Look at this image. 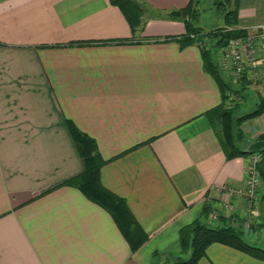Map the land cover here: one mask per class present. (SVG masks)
Here are the masks:
<instances>
[{"label": "crops", "instance_id": "crops-1", "mask_svg": "<svg viewBox=\"0 0 264 264\" xmlns=\"http://www.w3.org/2000/svg\"><path fill=\"white\" fill-rule=\"evenodd\" d=\"M144 1L156 12L190 2ZM263 23L264 0H238L240 28ZM184 33L183 21L156 18L133 33L110 0H0V264L188 258L183 227L215 224L214 214L213 227L249 217L246 197L232 190L244 187L250 155L227 159L206 115L233 106L206 72L199 42L161 40ZM233 87L238 110L255 105L242 116L264 97L246 80ZM68 121L96 140L108 160L103 185L127 201L148 234L137 251L108 211L64 185L85 168ZM242 129L260 140L264 113ZM257 216L264 225V198ZM200 264L264 260L214 243Z\"/></svg>", "mask_w": 264, "mask_h": 264}, {"label": "trees", "instance_id": "trees-1", "mask_svg": "<svg viewBox=\"0 0 264 264\" xmlns=\"http://www.w3.org/2000/svg\"><path fill=\"white\" fill-rule=\"evenodd\" d=\"M110 1L123 12L133 33L143 31L147 20L150 18L183 21L186 26V33L165 37L161 40L175 41L183 47L199 42L204 68L218 83L223 93L224 102L227 101L228 96L226 93L234 90L232 81L226 79L219 68L217 60L214 58L212 50L202 44L201 41L205 35H208L214 40V47L218 52L217 50L225 46L230 39L247 34L244 28L238 26V0H216L217 5L224 6L223 19L225 26L213 29L207 34L194 24L199 15L197 7L200 2L198 0H190L186 7L169 12H156L144 0ZM235 109L236 107H227L223 103L206 112L227 159L251 155L247 148L252 141L245 135L242 124L244 121L264 113V98L255 111L246 115H238ZM68 126L85 168L80 175L68 180L64 185L77 188L87 199L108 211L128 241L132 251H137L148 240L149 236L135 218L127 201L103 185L101 169L108 160L103 158L93 137L80 130L72 121H68ZM260 140H264V134L260 137ZM258 152L263 155L258 168L264 184V149ZM262 198H264V189ZM205 212H208V208L205 209ZM180 240L181 253L189 254V256L187 259L175 264H200V260L206 255V250L214 243L238 249L257 259L264 260V248L247 242L242 233L233 226L212 227L202 220H196L181 229ZM154 257L157 261L161 258L160 254L157 253ZM157 261H155V264H160ZM169 261L170 258L166 257L164 263Z\"/></svg>", "mask_w": 264, "mask_h": 264}, {"label": "built area", "instance_id": "built-area-1", "mask_svg": "<svg viewBox=\"0 0 264 264\" xmlns=\"http://www.w3.org/2000/svg\"><path fill=\"white\" fill-rule=\"evenodd\" d=\"M245 30L246 35L230 39L219 49L217 63L222 72L234 80H246L264 91V23ZM261 160L259 152L250 155L244 187L232 190L246 197L249 208L256 204L262 184L258 168Z\"/></svg>", "mask_w": 264, "mask_h": 264}, {"label": "rangeland", "instance_id": "rangeland-1", "mask_svg": "<svg viewBox=\"0 0 264 264\" xmlns=\"http://www.w3.org/2000/svg\"><path fill=\"white\" fill-rule=\"evenodd\" d=\"M200 4L197 7V12H198V19L195 21V26H197L198 28L202 29L204 31L205 34H207L208 32H210L213 29L216 28H220V27H224L225 26V22H224V6L222 5H217L216 4V0H199ZM223 1V0H220ZM234 4V3H233ZM234 6V5H233ZM208 37V43H206L207 48H210L214 54V58L217 60L218 58V52H216L215 47H214V42L211 41V38L208 35H205L204 38ZM210 38V39H209ZM207 41V40H206ZM219 51V50H217ZM222 71V70H221ZM226 79L231 80L233 85H237V82L240 80H234L233 78H231L230 76L226 75L224 73ZM234 88V87H233ZM236 88V89H235ZM233 91H228L226 94L228 96L227 102L229 104H231L233 107H235L234 102H236V99L233 98L234 92L237 91V87H235ZM264 98V97H262ZM261 98V100H262ZM261 102V101H260ZM230 106V105H229ZM248 110L251 111L253 109H255V105L253 104L252 100H248V102H246L245 105H243L241 107V109H237V114L238 115H242L241 114V110ZM263 189H264V184L262 182L261 187L259 188V195H258V199L256 200V204H254L253 208H249L248 211L249 213V217L248 218H244V219H233V224H235L233 227L237 228L243 235V237H245V235H252V236H256V238H260L261 239V243L259 244L261 247L264 248V225L257 220L258 216L257 213L259 214V209L261 206V202H262V196H263ZM219 214H214V217H212V221L218 225V218ZM209 226H215V224L208 222ZM250 243V242H249ZM251 244H254L251 242ZM187 258H185L184 256L182 257H174L173 259H170L169 262L164 263L163 261H160V264H175V263H179L183 260H185ZM166 261V259H165Z\"/></svg>", "mask_w": 264, "mask_h": 264}, {"label": "water", "instance_id": "water-1", "mask_svg": "<svg viewBox=\"0 0 264 264\" xmlns=\"http://www.w3.org/2000/svg\"><path fill=\"white\" fill-rule=\"evenodd\" d=\"M262 149H264V140H257L248 146L247 151L252 154Z\"/></svg>", "mask_w": 264, "mask_h": 264}]
</instances>
